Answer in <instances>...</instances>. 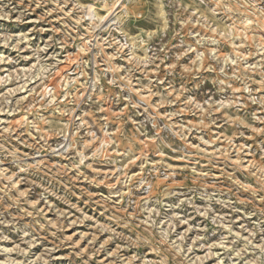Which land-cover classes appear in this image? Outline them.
Wrapping results in <instances>:
<instances>
[{"label": "rangeland", "instance_id": "1", "mask_svg": "<svg viewBox=\"0 0 264 264\" xmlns=\"http://www.w3.org/2000/svg\"><path fill=\"white\" fill-rule=\"evenodd\" d=\"M0 264H264V0H0Z\"/></svg>", "mask_w": 264, "mask_h": 264}, {"label": "bare ground", "instance_id": "2", "mask_svg": "<svg viewBox=\"0 0 264 264\" xmlns=\"http://www.w3.org/2000/svg\"><path fill=\"white\" fill-rule=\"evenodd\" d=\"M93 15L95 16L94 12H93ZM195 50V49H194Z\"/></svg>", "mask_w": 264, "mask_h": 264}]
</instances>
